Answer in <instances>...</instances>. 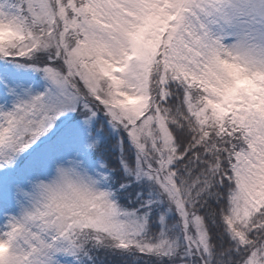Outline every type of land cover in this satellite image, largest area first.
Returning a JSON list of instances; mask_svg holds the SVG:
<instances>
[{
	"label": "snow or ice",
	"instance_id": "1",
	"mask_svg": "<svg viewBox=\"0 0 264 264\" xmlns=\"http://www.w3.org/2000/svg\"><path fill=\"white\" fill-rule=\"evenodd\" d=\"M0 264H264V0H0Z\"/></svg>",
	"mask_w": 264,
	"mask_h": 264
}]
</instances>
